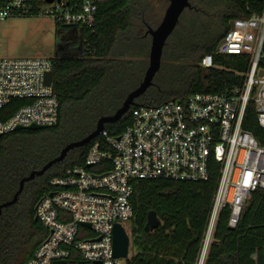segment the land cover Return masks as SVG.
<instances>
[{
    "label": "trees",
    "instance_id": "trees-1",
    "mask_svg": "<svg viewBox=\"0 0 264 264\" xmlns=\"http://www.w3.org/2000/svg\"><path fill=\"white\" fill-rule=\"evenodd\" d=\"M59 1L70 7L84 2ZM207 1L210 0L202 3ZM190 4L162 52L180 76L179 81L166 89L153 80V85L134 100L117 122L104 126L110 136L123 132L139 106H157L171 99L184 100L195 92L218 91L223 89V80L233 76L229 71L205 70L200 60L214 50L229 21L247 18L252 11L260 10L262 2L222 0L211 11L200 7L198 1ZM150 9L148 0L99 2L93 23L80 26V54L52 58L51 85L58 100V120L43 129H20L0 135V205L13 197L23 177L40 169L69 142L88 135L97 120L114 113L126 94L136 87L147 65L148 50L142 40L148 36L142 30L147 29L146 14ZM235 59L215 56L217 64L240 70ZM27 102L13 100L7 110L12 113ZM243 127L264 145V129L257 124L253 104L246 109ZM92 141L70 150L61 162L26 182L16 202L2 208L0 264H24L33 255L46 235L40 222L34 220L35 205L49 191V179L62 176L68 168L84 165ZM209 172L207 181L155 178L137 183L130 199L133 216L122 223L129 237L125 264H196L218 175L213 160L209 162ZM149 210L155 211L160 224L146 232ZM228 216L227 208L220 211L203 264H264V190L252 193L234 228L228 226Z\"/></svg>",
    "mask_w": 264,
    "mask_h": 264
},
{
    "label": "built area",
    "instance_id": "built-area-1",
    "mask_svg": "<svg viewBox=\"0 0 264 264\" xmlns=\"http://www.w3.org/2000/svg\"><path fill=\"white\" fill-rule=\"evenodd\" d=\"M78 7L63 1L0 0V21L13 16H50L61 25L89 26L97 3ZM259 11L232 20L200 66L229 71L223 89L195 92L184 100L139 106L131 123L116 137L103 130L89 146L83 166L48 180L49 191L37 202L35 215L46 235L24 264H125L114 257L113 225L133 216L131 196L141 180L165 178L207 181L209 162L218 166L199 258L203 264L220 211H229L234 228L252 193L264 190V145L243 127L253 104L257 124L264 129V0ZM215 56L236 58L240 70L227 68ZM52 58H0V135L18 126H52L58 120V100L45 74ZM212 86L214 79L212 78ZM13 100H27L12 113Z\"/></svg>",
    "mask_w": 264,
    "mask_h": 264
},
{
    "label": "water",
    "instance_id": "water-1",
    "mask_svg": "<svg viewBox=\"0 0 264 264\" xmlns=\"http://www.w3.org/2000/svg\"><path fill=\"white\" fill-rule=\"evenodd\" d=\"M47 3H51L54 0H45ZM57 2L59 0H56ZM190 0H169V3L165 9V12L159 22L155 27L147 26L145 35H148L150 38L147 65L141 77L139 83L130 90L121 105L115 110L114 113L101 116L96 124L94 129L85 137L69 142L66 144L59 152L57 156L47 161L40 169L31 171L28 175L23 177L20 182L18 189L14 193L13 197L2 203L0 205V214L2 208L12 205L16 202L18 195L21 193L23 186L26 182L33 180L37 176L43 175L52 165L55 163L61 162L67 153L75 148H80L87 145L90 141L94 140L99 136V134L104 130L106 124H112L117 122L133 105L134 100L141 96L145 91L153 85V80L155 75L158 73L161 67L162 52L166 44L168 37L172 34L176 28L179 18L185 9L190 8ZM229 25L232 26V20L229 21ZM70 27L69 25H63L61 28ZM56 56V54H55ZM52 81V72L48 71L45 74V84L50 85ZM46 125H37L31 124L27 127L18 126L16 130L28 129V130H38L46 128ZM36 209V205L34 210ZM34 220H37V216H34ZM160 224L154 210H149L146 214V222L144 225V230L150 232L157 228ZM128 247H129V237L120 223H115L113 225V238H112V250L114 257L127 258L128 256ZM54 264H65L64 262H55Z\"/></svg>",
    "mask_w": 264,
    "mask_h": 264
},
{
    "label": "rangeland",
    "instance_id": "rangeland-1",
    "mask_svg": "<svg viewBox=\"0 0 264 264\" xmlns=\"http://www.w3.org/2000/svg\"><path fill=\"white\" fill-rule=\"evenodd\" d=\"M151 9L146 14L148 26L155 27L159 24L169 0H148ZM199 2V6L206 7L211 11L217 9L222 0H210L203 4L204 0H190ZM183 12L180 21L184 20ZM217 23V20H216ZM59 24L55 23L50 16H13L0 21V58H53L55 57L57 45L62 42L61 33H63ZM175 28L172 32L176 34ZM172 35V34H171ZM172 36L167 40H171ZM142 42L149 50V36ZM146 47L143 52H146ZM78 51H73L68 57L79 55ZM165 54V53H164ZM163 54L161 68L155 75L154 80L161 83L166 89L174 81H179L180 76L175 72L170 62L166 61V55ZM147 62V59H146ZM123 225H126L125 223Z\"/></svg>",
    "mask_w": 264,
    "mask_h": 264
},
{
    "label": "flooded vegetation",
    "instance_id": "flooded-vegetation-1",
    "mask_svg": "<svg viewBox=\"0 0 264 264\" xmlns=\"http://www.w3.org/2000/svg\"><path fill=\"white\" fill-rule=\"evenodd\" d=\"M63 33H61L60 44L57 45L56 55H69L73 51H80L82 47V35L80 26L66 27ZM142 34L145 35V29L142 30Z\"/></svg>",
    "mask_w": 264,
    "mask_h": 264
}]
</instances>
